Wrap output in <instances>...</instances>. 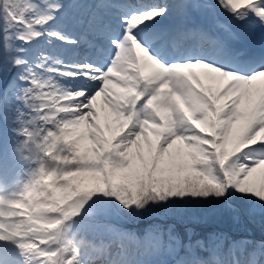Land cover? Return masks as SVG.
Instances as JSON below:
<instances>
[{"label": "snow or ice", "instance_id": "1", "mask_svg": "<svg viewBox=\"0 0 264 264\" xmlns=\"http://www.w3.org/2000/svg\"><path fill=\"white\" fill-rule=\"evenodd\" d=\"M193 204L264 221V0H0V264H264L102 223Z\"/></svg>", "mask_w": 264, "mask_h": 264}, {"label": "trees", "instance_id": "2", "mask_svg": "<svg viewBox=\"0 0 264 264\" xmlns=\"http://www.w3.org/2000/svg\"><path fill=\"white\" fill-rule=\"evenodd\" d=\"M205 210H208L211 206L210 205H203ZM199 210H197L196 207L190 206V211L186 213L180 220L175 217H169L176 219L174 220V224L176 226V229L179 231V233L185 237L190 236L191 239L194 241L199 238H207L210 234L214 233H221L224 234L227 238L235 237L237 236H246L251 238H255L254 240H261L264 239V221H262L259 217H257L254 220L249 219H242L240 221L246 222V227H244L242 230L239 229H231L228 227L220 228V229H214L212 230V227L214 226L215 222L211 220H205L203 223L199 220V223H197L196 220L193 218L196 216V213ZM223 221L225 222L226 219H230L231 217L226 214L222 213ZM241 223L237 222L236 226H240ZM189 238V237H188Z\"/></svg>", "mask_w": 264, "mask_h": 264}, {"label": "rangeland", "instance_id": "3", "mask_svg": "<svg viewBox=\"0 0 264 264\" xmlns=\"http://www.w3.org/2000/svg\"><path fill=\"white\" fill-rule=\"evenodd\" d=\"M102 114H103V112H102ZM109 122H111V121H109ZM84 147L85 148L87 147V141L84 142ZM192 206L196 207L197 210H199L196 213V216L193 219L196 220L197 223H199V220L201 221V223H203L205 220L214 221L215 224L212 227V230H214V229H220V228H225V227H228V228H231V229H239V230H242L247 225L246 222L238 221V222L241 223V225L240 226H236L237 221L233 220L232 218L226 219V221L224 222L223 221L224 218L222 217V213L212 212V211L205 210L204 209V206L201 205V204H193ZM160 217H162L164 220L165 219H167V220L169 219V217H163V216H160ZM175 218H177V217H175ZM181 218L182 217H179L178 220H180ZM130 220H132V219H130ZM122 229H126L128 231L134 232V228L133 227H123ZM124 244L127 247H129L130 249H133V244L127 242V240H124ZM208 249H209V251H208L207 260H210L211 257H212V252H213V244L212 243L210 244V246L208 247ZM226 251H227V248L224 249L223 252H226Z\"/></svg>", "mask_w": 264, "mask_h": 264}]
</instances>
